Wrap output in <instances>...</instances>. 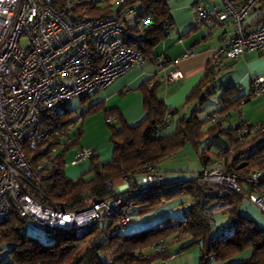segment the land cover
<instances>
[{
  "label": "built area",
  "instance_id": "2783aa9c",
  "mask_svg": "<svg viewBox=\"0 0 264 264\" xmlns=\"http://www.w3.org/2000/svg\"><path fill=\"white\" fill-rule=\"evenodd\" d=\"M107 1L0 0V222L15 213L24 222L23 233L28 227L37 228L44 232L47 243L67 234L83 238L100 223L108 226V218L130 199L129 194H142L146 188L165 182L160 169L144 165L135 176L123 178L129 185L127 195L100 201L87 198L78 211L63 210L56 203L46 205L35 198L41 186L38 173L49 172L55 167L54 159L59 154L76 147V136L71 134L83 118L72 111L69 125L62 121L54 125L52 120L64 118L69 101L85 100L98 94L144 63L133 46L140 44L143 37L129 31L125 19L114 15L82 16L85 5L100 9ZM218 1L219 6L212 9L201 3L192 6L196 27L215 20L224 31V44L214 51L208 64L214 72L245 52L264 54V0ZM117 2L124 6L127 0ZM75 8L76 14L72 13ZM136 14L127 7L124 16L132 18ZM252 15H255L256 24L249 28L247 19ZM227 22L232 30L225 28ZM158 64L162 69L166 65L159 58ZM180 77L177 70H171L165 76V83ZM258 96H264L263 78L252 81L239 108ZM208 121L220 130L229 129L228 133L237 143L231 145L225 139L227 146L214 148V157L205 155L207 165L199 172V180L221 187V197L228 191L241 195L264 214V168L252 170L240 178L232 167L231 158L227 160L225 156L226 150L236 155L237 168H242L255 149L264 146V123H241L238 128H228L225 117L218 112L209 114ZM115 122L112 117L106 120L107 124ZM169 122L166 115L156 125L152 137H160ZM74 151L72 165L96 156L91 148ZM38 155L41 157L34 161ZM135 177H140V186L136 185ZM111 185H105L109 192L113 191ZM185 210L188 207L185 206ZM185 216L184 212V219ZM132 221L131 217H125L120 225L124 227ZM229 227L230 224L220 227L216 239L224 240ZM152 251L161 255L165 245L152 247Z\"/></svg>",
  "mask_w": 264,
  "mask_h": 264
},
{
  "label": "trees",
  "instance_id": "16d2710c",
  "mask_svg": "<svg viewBox=\"0 0 264 264\" xmlns=\"http://www.w3.org/2000/svg\"><path fill=\"white\" fill-rule=\"evenodd\" d=\"M129 6L142 8L133 17V27L127 26L129 31L143 37L140 44L134 43L133 46L142 55L144 61L158 64V58L154 56L153 51L172 29V18L167 1L127 0L122 8ZM81 11H84L82 16L92 18L121 12V10L110 11L107 7L98 9L89 4ZM77 12V8L72 11L75 14ZM217 73L206 68L205 76L186 99L187 105L197 103L199 107L192 110L188 117H183L169 136L152 137L156 125L168 115L165 105L156 97L158 82L150 87L148 85L141 87L146 118L136 127L127 126L116 110H104L99 104L92 106L90 112L94 107L102 108L105 120L112 117L120 123L121 127L118 130L111 127L110 140L113 144L111 161L102 164L95 156L91 160L88 178L69 180L64 174L67 151L65 150L54 159V168L47 173L43 171L38 173L41 186L40 194H35V198L46 205L56 203L63 210L78 211L87 198L100 201L120 196L114 191H107L105 185L125 176H135L144 165L156 167L164 159L180 151L186 143L195 144L203 136L202 122L198 120V116L201 107L211 95ZM236 93L237 89L232 86L223 90L219 99L221 109L218 114L224 116L239 109V102L244 96L235 98ZM71 114V109H65L64 118L54 119L52 122L56 125L62 121L65 125H69L72 123L68 119ZM228 132L229 129L220 130L219 127L211 129L209 131L211 140L207 149L225 147L226 140L230 141L231 145H235L237 140ZM79 137L80 133L76 139ZM237 150L238 147L234 151ZM225 154L227 160L231 158L232 167L240 178L247 176L258 166L262 168L256 169L264 168V146L257 147L242 168H237L239 161L236 155L228 153L227 150ZM40 157L41 155L36 156L34 161L39 160ZM207 160L204 151L200 158L202 169L206 167ZM198 174L191 181L169 184L164 182L160 186L146 188L142 194L135 192L129 194L130 199L121 204L116 213L108 218V226L100 223L83 238H75L72 234H67L57 236L53 243H47V240L42 243L28 236L27 232L23 233V220L12 213L9 218L0 222V258L3 253L9 257L5 259L4 264H153L157 260L166 261L169 258L166 256L167 240L182 234L191 241L182 247L181 251L202 241L200 254L204 264L212 261V258H215V261L226 262L246 250H251L250 258L234 264H264V228L240 214L239 210L245 201L244 198L231 191L221 197L223 189L201 182ZM136 185L139 186L137 182ZM180 198H188L191 203L189 206L185 204L188 207L187 211L182 208L183 215L184 212L186 215L185 219L181 221L167 219L159 222L155 227L132 234H122L125 226L122 227L120 221L123 218L131 217L133 220L132 217L136 213L154 210L163 203ZM215 213L228 216L230 227L226 230L227 236L224 240H217L212 235L214 221L209 216ZM184 220L187 222L184 223ZM133 222L134 220L131 223ZM165 240L166 244H164ZM161 243L165 245L163 255L155 254L153 251H150L152 255H146L148 248Z\"/></svg>",
  "mask_w": 264,
  "mask_h": 264
},
{
  "label": "crops",
  "instance_id": "0c3cea01",
  "mask_svg": "<svg viewBox=\"0 0 264 264\" xmlns=\"http://www.w3.org/2000/svg\"><path fill=\"white\" fill-rule=\"evenodd\" d=\"M116 1L117 0H108L107 3L104 4V6L100 9L107 7L110 9V11L113 12L121 10V12L111 15L125 19L126 26L133 27V17L125 18L124 16L127 7L122 8L123 6H121L118 2L116 3ZM166 1L167 6L170 10V16L172 18V29L168 33V36L153 51L155 57L163 59L165 61V67L162 69L159 67V64L144 61L141 67L130 70L122 77L115 80L108 88L95 95L97 100L96 104L103 106L104 110L118 111L121 119L127 126L136 127L146 118L141 87L145 85H148L150 87L152 84L158 82L156 97L165 105L166 109L168 110L170 121L169 127L161 136L171 135L175 131L177 123L183 117H188L192 110H195L199 107L197 103L187 105L186 99L205 76L206 68L211 61L214 51L222 47L224 44L222 39L224 31L217 21L212 20L211 22L204 23L199 27H196L194 25V14L192 6L196 3H201L212 9L213 7L219 6L218 0ZM130 8L135 10L136 13L140 12L142 9L140 6H132ZM247 23L249 25V28L255 27V15L250 16L247 19ZM225 28L228 30H232V26L229 22L225 24ZM174 69L181 74V77L172 83H165L166 74ZM263 77L264 54H260L257 52H245L240 58L228 63L225 68L220 69L215 79L221 78V85L219 89L224 90L231 86L236 88V98L244 96L248 92L250 85L254 79ZM224 84L227 85L225 86ZM215 92L213 91L214 94ZM220 96L221 93L219 94V99ZM219 99L217 105L219 108L215 111H212L211 113L220 111L221 106L219 104ZM246 104L243 107L224 115L225 121L227 123L225 127L238 128L241 123H245L248 125H254L255 123H264V118L262 116H252L249 114L251 103ZM200 111L201 113L198 116V120L202 122L201 132L203 136L198 141H196L195 144L186 143L180 149V151H178L171 157L164 159L159 165L156 166L164 173V181L166 184L192 180L190 176V180L175 181L177 177L176 172L180 170L182 171V169L187 172L190 171V163L184 162L185 159H188L190 161V157L192 156V150H183L185 149V146L187 144H190V146L193 148V151L196 152L197 160L199 161L201 169L202 163L200 161V155H202L204 151L205 155L209 156L210 154H213V148L209 147V149H207L211 140L209 131L214 128V126L208 121V116L211 113L207 114L204 120H201L200 115L204 112L203 107H201ZM244 112H246L245 116L247 120L243 119ZM234 113L235 115L237 114L240 121L237 125L232 124V122L234 121L233 118H235V116H233ZM87 121L88 120L86 119L82 122L81 125H77V133H80V135H84ZM118 123L119 122H115L113 123V125ZM79 144L80 142L78 141L76 145L77 147H75V149L91 148L95 151L96 156L99 157L98 149L95 148L94 145L79 146ZM74 152L75 151H71L65 154V159L68 154H71L72 162ZM107 160L108 161L106 162L101 161L100 163L107 164L109 163V159ZM201 169L199 171L197 170L196 172L192 171L194 174H196L194 179L197 177V174L201 171ZM135 180L140 186V177H136ZM113 183V190L114 192H116V194H122L126 191L127 188L123 182L118 180ZM132 218H134V216ZM133 220L135 222V219ZM213 220H217L218 222L224 221L222 222V224L220 223V227H226L230 224L228 221V216L223 215L222 213H215L213 216ZM260 227L264 228V226L262 225H260ZM185 245L186 244L174 249H171V246L168 245L166 249V256H168L169 258L165 262L157 261L153 264H204L201 261V246H199L198 251L190 248V250L187 249L185 251H181L180 249ZM241 261L245 260H239L234 257L226 262L212 260L207 264H234Z\"/></svg>",
  "mask_w": 264,
  "mask_h": 264
},
{
  "label": "rangeland",
  "instance_id": "374dc122",
  "mask_svg": "<svg viewBox=\"0 0 264 264\" xmlns=\"http://www.w3.org/2000/svg\"><path fill=\"white\" fill-rule=\"evenodd\" d=\"M221 78L215 79V82L213 84L214 88L212 87V89H211L212 90L211 95L208 97L207 101L202 106L204 112L200 115L201 120H204L206 118L207 114H209L212 111H215L219 108L217 105H218L219 94L221 93L220 92L221 89H219L220 85H221L220 84ZM263 80H264V77H263ZM224 85L226 86L227 84H224ZM215 90H216V92H215ZM213 91L215 92V94L213 93ZM96 101H97L96 96L93 95L92 97L85 99V100L73 99V100L69 101L66 104V106L69 107L73 112L84 115L83 120L80 123H78V125H81L84 120H86V119L88 120L87 124H86L87 126H85L86 129H85L84 135H80V137L78 139H76L77 142L78 141L80 142L79 146H82V145L92 146V145H94L95 148H97L98 152H99L98 161L106 162V161H108L107 159H109V162H110L112 159V153H113V149H112L113 146H112V142L110 140V137L112 135L111 127H114L115 129L118 130V129H120L121 126H120V123L114 124V125L111 124L112 126L108 125L106 123V120L104 117V110L102 108L94 107L93 111L90 112V108L94 105H97ZM250 103H251V109L249 110V114L252 116H258L259 115V116H262L264 118V96L254 97L248 102V104H250ZM245 114H246V112L243 113V119L247 120ZM233 116H235V118H233L234 121L232 122V124H235V125L239 124L240 121H239L237 114L235 115V113H234ZM253 123H255V122H253ZM255 124H257V123H255ZM73 131L74 132H72L71 135L78 137L77 129L74 128ZM74 150H75V148L69 149L66 151V154L71 152V151H74ZM183 150H188V151L192 150V152H191L192 156L190 157V161L188 159L184 160V162L190 163V166H189L190 171L187 172L184 169H182V171L180 170V171L176 172L177 177H176L175 181L190 180V176H191V179H194L196 174H194L193 172H196L197 170L199 171L201 169L199 161L197 160L196 152L193 151V148L190 146V144H187L185 146V149H183ZM211 156L214 157L213 154ZM71 158H72L71 154H68V156H66V159L64 162L65 177L69 180H77L80 178L86 179L87 177H89L88 175L90 173L89 170L91 168L92 161L88 159L85 162H81V163H78L76 165H72L71 164ZM256 168H262V167L258 166ZM256 168H254V170ZM119 181L123 182L127 189L129 188V185L125 182V180L121 179ZM111 188L114 189V183H112ZM127 189L124 193L119 194V195L120 196L127 195ZM117 197H119V196H117ZM181 202H182V204H180ZM185 204L187 206H189L191 204L190 199L180 198V199H177V200H174L171 202L163 203L162 205L155 208L154 210L146 211V212H142V213H136V215H134V218H133V219H135V222L127 224L122 229V234H132L134 232H138V231L145 230V229H148L151 227H155L159 222L165 221L167 219H173L176 221H181V220H183V211H182L183 209L182 208L186 206ZM239 211H240V214L242 216L244 215V217L255 222L258 226H260V225L264 226V214H262L258 209H256L254 206L250 205L246 201H244L242 203ZM222 222H224V221L218 222L216 220L213 222L214 228L212 230V235L214 237H216V235L220 232L219 228L221 226L220 223L222 224ZM27 234H28V236H30L32 238H36L38 241H40L42 243H44L46 240V236H45L44 232L37 229V228H34V227H28L27 228ZM174 238H173L174 240L171 238L169 240H167V245L171 246L170 247L171 249L180 247L181 245L187 244L191 241L190 238H188V237L185 238L182 234L176 235ZM164 244H166V240H165ZM201 245H202V241H199L197 245L193 246V248H190V249L198 251L199 246H201ZM151 249H152V247H150L146 250L147 251L146 255H148V256L152 255V254H150V251L152 252ZM251 253H252L251 250H246L244 252H241V253H238L237 255H235V258L239 259V260H247L250 258ZM161 255H163V254H161ZM238 257H240V258H238ZM5 259L6 260L9 259V257L3 253L2 258H0V262L2 264H4ZM157 261L165 262L161 259L157 260Z\"/></svg>",
  "mask_w": 264,
  "mask_h": 264
}]
</instances>
